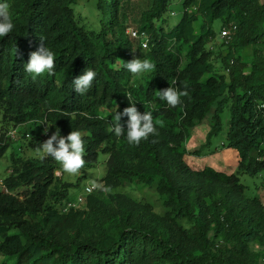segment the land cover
Listing matches in <instances>:
<instances>
[{"label":"trees","instance_id":"trees-1","mask_svg":"<svg viewBox=\"0 0 264 264\" xmlns=\"http://www.w3.org/2000/svg\"><path fill=\"white\" fill-rule=\"evenodd\" d=\"M91 1L93 21L77 12L80 0H0L15 25L0 37L3 121L19 127L23 148L34 151L48 137L45 127L61 136L79 131L82 170L104 158L102 183L110 188L76 195L73 183L54 175L53 158L12 154L0 188V264H264V199L247 197L240 182V175L264 178V0H152L137 27L146 49L128 32L129 0ZM232 25L237 30L222 40ZM40 37L56 66L34 80L24 65ZM133 56L155 69L133 76L123 66ZM87 68L97 75L80 95L72 81ZM169 86L189 93L175 108L158 96ZM126 95L157 127L138 146L127 142L126 116L125 135L110 131L115 113L132 106ZM225 108L224 148L237 152L238 170L193 169L186 155L205 156ZM210 116L205 145L188 153L190 131ZM13 142L0 137V157ZM127 185L157 194L162 210L118 192Z\"/></svg>","mask_w":264,"mask_h":264},{"label":"clouds","instance_id":"clouds-1","mask_svg":"<svg viewBox=\"0 0 264 264\" xmlns=\"http://www.w3.org/2000/svg\"><path fill=\"white\" fill-rule=\"evenodd\" d=\"M9 9L10 6L8 3H0V37L8 36V34L11 33L15 27ZM133 31H137V29L131 30L129 33L132 35ZM40 39V47L37 51L30 53L29 60L24 65L25 72L30 74L34 80L36 77L42 76L45 73H48L49 75L54 74L56 66V57L54 52L45 46L44 39L42 37H40ZM123 66L133 76H139L143 73L152 72L156 67L149 59L136 58L135 56H133L131 60L124 62ZM96 75L97 74L94 70L87 68L82 75L76 77L72 81L75 91L80 95L86 94L92 87ZM173 83H175V81H173ZM188 95L189 93L187 90L181 91L173 86H169L166 89L158 91L159 98L166 101L168 106L172 108L179 106L181 104V98ZM126 97L132 106L124 108L123 112L117 111L115 113L112 117L110 131L114 132L116 137L125 135L124 127L121 124V118L122 116H126L128 118L126 132L127 142L130 145L138 146L141 141L147 140L149 136L158 135L157 127L154 123L151 112H139L135 103L131 101L130 95H126ZM50 110L54 111V109ZM43 124L47 123L44 122ZM43 131L45 135H48L49 126L45 127ZM2 135L3 133L1 136ZM38 152L41 153L42 158L51 157L58 162L60 168L54 170V175L57 177H61L63 174L72 176L79 175L86 163L84 159V140L79 131L72 130L67 136H61L60 130L57 128L56 131L41 144ZM2 184L3 181L0 185L2 186ZM86 190L89 194L97 190L107 193L110 191V188L96 179H92L89 182L88 187L85 189V194H87ZM79 198H83V196H79L78 199Z\"/></svg>","mask_w":264,"mask_h":264},{"label":"rangeland","instance_id":"rangeland-1","mask_svg":"<svg viewBox=\"0 0 264 264\" xmlns=\"http://www.w3.org/2000/svg\"><path fill=\"white\" fill-rule=\"evenodd\" d=\"M151 2H152V0H129V8H128L127 12H128V16H129L128 26H130V28H129L128 32H130L131 30L137 29L141 15L143 14V12L148 10ZM93 7H94V1H91V3L87 4L86 0H80V6L77 8V12L80 13L83 17L87 18L88 20H92V16L90 15V12L93 11ZM219 30H220V26L218 25L217 31H219ZM135 47H136L135 48L136 55L141 57L142 54H141V51L138 50V43H136ZM138 56L136 58H138ZM244 56H245L246 61H250L252 58L251 50L249 49L248 51H246ZM143 74L139 75L138 77L145 76ZM214 108H215V106H214ZM221 117H222V123H223L222 131L217 136H215L212 139V143L210 145H207V148L205 150H203L205 153V156L210 157L209 155H206V152L208 154L209 150L215 151L212 154V155H215V154L219 153V152H216V150L221 151L223 149H226V148H224V144L226 143V133H227L229 121H230L229 108H225ZM208 122L207 121L203 122V124H202L203 126L201 127V128H204L205 126H207V128H208L207 135L211 131V116L208 119ZM8 130L9 131L10 130L15 131L16 136H14L13 131L9 132L8 135L11 137V140L14 139V142L11 144V146L9 147V149L5 153V155L3 157H0V184L9 175V169L11 167V165H10L11 159L10 158H11L12 154L18 153L19 155L27 157V158L38 157L41 155V153L38 151L27 150V149L23 148L25 140L22 139L23 134H21L19 127H13L12 125H8L7 123H5L3 121V117H2V114L0 112V136L2 133L3 134L7 133ZM53 132H54L53 130L49 129L48 137ZM193 135H194V132L192 130V131H190V134H189L186 146H185L186 149H187V147H190L191 141L194 142L192 140ZM48 137H47V139H48ZM206 138H207V136H206ZM205 142H206V139H205ZM205 142L200 147L204 146ZM198 149H200V148H198ZM198 149H196V150H198ZM226 154H227L226 157L222 158L224 160V164L226 165V169H224V170L219 169L216 166H212V167L215 169H218V170L226 171L228 173H235L238 170V164L234 161V159L232 158V155H230L228 153H226ZM195 158H197V157H193V156L189 155L187 158V163L193 169L196 170L197 167L195 166V164H196L195 162H197V164H201L198 166H203V161H202L203 159L202 160H200V159L196 160ZM213 158L215 161L220 159L221 165H223L221 156H219V157L213 156ZM207 164L213 165L214 163L212 162V160H210ZM207 164H205V165H207ZM203 168H204V166H203ZM106 169L107 168H106V164L104 162V158L101 157L99 159V161L97 162V164L93 168L88 169V170H81V173L79 175H76V176L63 174L61 177L67 183H73L76 186V187L72 188L71 193L78 195V194H81V193H79V190L81 189L84 192V190L88 187L89 182L92 179H96L97 181L102 183L103 179L105 177V174H106ZM262 178H263L262 176L251 177L249 175H240V182H241V184H243L246 187V196L247 197H249V198L260 197V198L264 199V190H263L264 189L263 188L264 178L263 179ZM1 187L2 186L0 185V188ZM118 192H122V193H125L128 195H131L133 198L138 199V200L148 201L149 203L156 206V209L158 211L162 210V208H160V201H159L158 195L153 193L152 191L142 187V186L134 187L131 185H127L125 188L118 189ZM255 249H258V247L255 246ZM258 251L262 252L259 249H258Z\"/></svg>","mask_w":264,"mask_h":264},{"label":"crops","instance_id":"crops-1","mask_svg":"<svg viewBox=\"0 0 264 264\" xmlns=\"http://www.w3.org/2000/svg\"><path fill=\"white\" fill-rule=\"evenodd\" d=\"M210 118V117H209ZM208 118V119H209ZM208 119L206 120L207 122H208ZM209 123V122H208ZM203 125H200V126H198V127H196V128H194L193 129V132H194V135H193V137H192V140L194 141V142H192L191 141V145H190V147H187V151H188V153H191V152H193V151H195L196 149H198V148H200V146L201 145H203L204 144V142H205V139H206V136H207V133H208V128H207V126H205L204 128H201ZM216 152H219V153H217V154H215V155H212V154H210L209 156L210 157H208V156H204V157H201V158H195L196 160H202L203 161V166H204V168L205 167H212V166H216L217 168H219V169H226V165L224 164V160L222 159L223 157H226V153H228V154H230V155H232V158L234 159V161L237 163V164H239V159H238V154H237V152L236 151H234V150H232V149H228V148H226V149H223V150H221V151H218V150H216ZM212 155V156H211ZM188 156H189V154L188 155H186V157H185V160H186V162H187V158H188ZM213 156H217V157H219V156H221V159H222V162H223V165H221V162H220V159H218V160H214V158H213ZM193 157H195V156H193ZM210 160H212V162L214 163L213 165H210V164H207ZM196 164H195V166L197 167V169L196 170H201V169H203V166H198V165H201V164H197V162H195ZM205 164H207V165H205ZM210 165V166H209ZM216 170H218V169H216ZM218 171H221V172H225V173H228V172H226V171H222V170H218ZM228 174H232V173H228Z\"/></svg>","mask_w":264,"mask_h":264},{"label":"built area","instance_id":"built-area-1","mask_svg":"<svg viewBox=\"0 0 264 264\" xmlns=\"http://www.w3.org/2000/svg\"><path fill=\"white\" fill-rule=\"evenodd\" d=\"M236 30H237V25H232L230 28H223V29L221 30V32H220V37H221V39L224 40V41H229V40L231 39L232 34H233ZM132 36H133V38H135V39H140V40L142 41V45H143V47H144V48H148V39H147V37H146L144 34H140V33H138L137 31H133V32H132ZM226 73H228V70H226ZM9 132H10V131H9ZM9 132L6 133V138H7V137H10V136L8 135ZM13 132H14V136H16L15 131H13ZM14 136H13V137H14ZM10 138H11V137H10ZM86 193L89 194V192H88L87 190H86ZM82 199H83V198H79V199H78L77 201H75V202H70V203H68V204L66 205V210L71 209V208H76L77 205H78L79 203L82 202Z\"/></svg>","mask_w":264,"mask_h":264}]
</instances>
